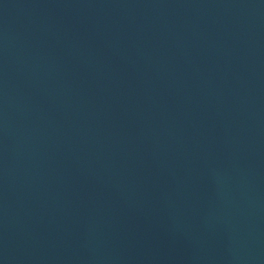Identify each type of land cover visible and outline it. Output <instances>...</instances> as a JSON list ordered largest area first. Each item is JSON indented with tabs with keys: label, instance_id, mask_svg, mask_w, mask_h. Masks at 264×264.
Returning <instances> with one entry per match:
<instances>
[{
	"label": "water",
	"instance_id": "95a60500",
	"mask_svg": "<svg viewBox=\"0 0 264 264\" xmlns=\"http://www.w3.org/2000/svg\"><path fill=\"white\" fill-rule=\"evenodd\" d=\"M0 264H264V0H0Z\"/></svg>",
	"mask_w": 264,
	"mask_h": 264
}]
</instances>
